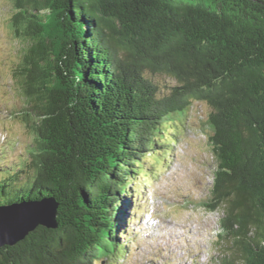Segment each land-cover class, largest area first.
Returning <instances> with one entry per match:
<instances>
[{
	"label": "trees",
	"instance_id": "16d2710c",
	"mask_svg": "<svg viewBox=\"0 0 264 264\" xmlns=\"http://www.w3.org/2000/svg\"><path fill=\"white\" fill-rule=\"evenodd\" d=\"M10 3L9 112L30 139L13 160L0 151V204L52 199L57 226L1 246L0 264L124 256L134 196L193 101L209 107L213 162L199 206L220 213L224 247L206 264H264V0Z\"/></svg>",
	"mask_w": 264,
	"mask_h": 264
},
{
	"label": "rangeland",
	"instance_id": "374dc122",
	"mask_svg": "<svg viewBox=\"0 0 264 264\" xmlns=\"http://www.w3.org/2000/svg\"><path fill=\"white\" fill-rule=\"evenodd\" d=\"M11 11L10 0H0V151L5 148L8 160L21 154L30 139L9 112L22 105L12 76L21 43L9 28ZM208 111L205 102H192L168 159L159 170H152L151 181L141 184L139 195L134 196L123 239L125 255L97 264H206L222 253L224 247L217 242L220 213L199 206L213 168L206 140Z\"/></svg>",
	"mask_w": 264,
	"mask_h": 264
},
{
	"label": "water",
	"instance_id": "95a60500",
	"mask_svg": "<svg viewBox=\"0 0 264 264\" xmlns=\"http://www.w3.org/2000/svg\"><path fill=\"white\" fill-rule=\"evenodd\" d=\"M37 225L57 226L56 204L52 199L0 204V247L16 243Z\"/></svg>",
	"mask_w": 264,
	"mask_h": 264
}]
</instances>
